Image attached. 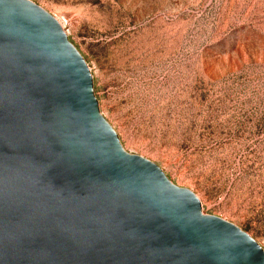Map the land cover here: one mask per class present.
<instances>
[{"label": "water", "instance_id": "95a60500", "mask_svg": "<svg viewBox=\"0 0 264 264\" xmlns=\"http://www.w3.org/2000/svg\"><path fill=\"white\" fill-rule=\"evenodd\" d=\"M0 264H264L237 226L129 154L61 23L0 0Z\"/></svg>", "mask_w": 264, "mask_h": 264}, {"label": "rangeland", "instance_id": "374dc122", "mask_svg": "<svg viewBox=\"0 0 264 264\" xmlns=\"http://www.w3.org/2000/svg\"><path fill=\"white\" fill-rule=\"evenodd\" d=\"M87 61L126 152L264 249V0H30Z\"/></svg>", "mask_w": 264, "mask_h": 264}, {"label": "bare ground", "instance_id": "6f19581e", "mask_svg": "<svg viewBox=\"0 0 264 264\" xmlns=\"http://www.w3.org/2000/svg\"><path fill=\"white\" fill-rule=\"evenodd\" d=\"M63 27V26H62ZM64 29V28H63ZM65 30V29H64Z\"/></svg>", "mask_w": 264, "mask_h": 264}]
</instances>
